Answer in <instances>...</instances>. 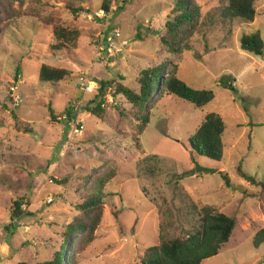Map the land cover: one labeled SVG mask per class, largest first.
Returning a JSON list of instances; mask_svg holds the SVG:
<instances>
[{"label":"rangeland","instance_id":"374dc122","mask_svg":"<svg viewBox=\"0 0 264 264\" xmlns=\"http://www.w3.org/2000/svg\"><path fill=\"white\" fill-rule=\"evenodd\" d=\"M175 3L114 0L107 13L101 0L83 3L78 12L60 1L28 0L30 16L15 19L0 36V264L51 261L94 175L113 164L117 174L104 185L96 238L78 251L79 235L73 234L63 264L74 254L80 264H142L144 250L162 235L194 230L204 205L235 217L237 224L220 253L203 264H264V243L254 244L264 227V53L241 47L245 34L260 31L264 39V0L256 2L254 22L228 18V0H197L200 32L177 54L161 40ZM52 24L78 30V39L54 51ZM115 30L120 38L109 40ZM164 62L165 74L176 65L184 81L213 90L215 98L196 107L165 95L152 105L143 133L133 106L117 94V84L104 97V118L88 111L96 92L79 89L82 75L137 90L141 72ZM41 64L69 75L44 83ZM211 112L226 125L220 160L194 154L189 142ZM80 125L84 130L76 132ZM197 166L215 172L191 173ZM17 197L30 200L23 210L32 215L13 225L10 210Z\"/></svg>","mask_w":264,"mask_h":264},{"label":"trees","instance_id":"16d2710c","mask_svg":"<svg viewBox=\"0 0 264 264\" xmlns=\"http://www.w3.org/2000/svg\"><path fill=\"white\" fill-rule=\"evenodd\" d=\"M42 2L43 0H35ZM63 2L66 7L78 12L83 10V3L92 2L93 0H55ZM114 0H101V9L105 12H111ZM175 6L171 15L166 22L165 34L162 36V44L174 54L181 53L189 48V42L192 37L200 32L201 7L197 0H175ZM257 0H228L226 7V16L231 19H241L246 22H254L257 16ZM28 0H0V36L4 34L7 26L15 19L23 16H30L29 10L26 9ZM51 35L53 42L50 47L55 50L67 48L74 44L79 37V31L69 29L62 25H51ZM241 47L243 50L255 54L264 53V39L260 31L245 34L241 37ZM168 63L164 62L154 65L143 70L137 78L138 89L117 83L116 81L99 83L100 88L95 91L94 99L91 100V106L87 107L88 111L95 116L104 118L107 109L105 108L106 92L109 87L116 85L117 94L123 95L134 108L135 117L141 121L139 132L143 133L151 121V108L156 100L163 98L165 95L176 96L190 102L196 107H204L215 98V93L211 89H197L184 81L178 72L176 65H169L168 73L165 74ZM69 75L65 69L51 67L47 64H41L40 80L44 83H57L64 80ZM222 84H226L224 80ZM230 85V84H229ZM225 86L228 87L226 84ZM230 89L232 87L230 86ZM151 103V104H150ZM71 108L66 113L71 117ZM122 115L123 111L119 110ZM50 113L53 120H56L55 111L50 107ZM13 118L17 115L12 112ZM23 124L17 123L21 128ZM81 126V125H80ZM79 126V127H80ZM226 125L219 113L211 112L205 116V119L190 136L189 142L194 154L204 156L212 160H220L224 155L223 134ZM117 174L116 166L113 164L105 173L94 175L88 195L77 202L76 218L66 225L64 239L61 248L57 251L50 261L31 263L20 261L17 264H63L65 258V248H68L69 238L73 234H78L74 247L79 251L80 248H86L96 238V230L100 225L105 207L104 185ZM249 182L256 184V179L244 174ZM226 182L230 185L228 177L225 176ZM63 183L66 179L62 180ZM91 188L100 192L95 193ZM31 204L26 197H17L11 204V219L13 225L16 221L23 219L32 213L23 210V204ZM199 221L194 230L189 231L183 236L166 238L161 236L158 244L152 245L144 250L142 264H203V262L220 253L223 246L230 240L236 227V218L227 215L210 205H204L199 210ZM264 243V227L261 228L254 239L256 247ZM69 264H80L76 254L71 256Z\"/></svg>","mask_w":264,"mask_h":264},{"label":"built area","instance_id":"2783aa9c","mask_svg":"<svg viewBox=\"0 0 264 264\" xmlns=\"http://www.w3.org/2000/svg\"><path fill=\"white\" fill-rule=\"evenodd\" d=\"M102 12H103V15L105 16L106 13L104 11ZM120 36H121L120 31L115 30L114 33L111 35V37H109V40L120 38ZM102 38H103V35H102ZM78 86H79V89L83 91V93L85 94L94 93L100 88L99 83L95 79L89 77L88 75H82L79 78ZM79 128L76 129V132H79V131L82 132L85 126L81 125ZM50 182H53V180L50 179ZM52 200L53 198L49 197L48 202H51ZM26 207L27 206L25 204L22 205V209H26Z\"/></svg>","mask_w":264,"mask_h":264},{"label":"water","instance_id":"95a60500","mask_svg":"<svg viewBox=\"0 0 264 264\" xmlns=\"http://www.w3.org/2000/svg\"><path fill=\"white\" fill-rule=\"evenodd\" d=\"M197 172H215V170L211 168L197 166L195 169L191 171V173H197Z\"/></svg>","mask_w":264,"mask_h":264}]
</instances>
